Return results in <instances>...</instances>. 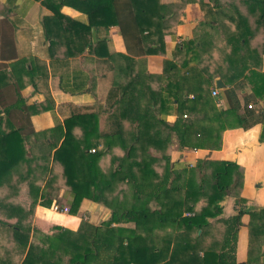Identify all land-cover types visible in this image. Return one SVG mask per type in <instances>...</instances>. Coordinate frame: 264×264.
<instances>
[{
  "label": "trees",
  "instance_id": "obj_1",
  "mask_svg": "<svg viewBox=\"0 0 264 264\" xmlns=\"http://www.w3.org/2000/svg\"><path fill=\"white\" fill-rule=\"evenodd\" d=\"M231 2L229 7L212 9L204 1L197 33L177 46L182 58L163 60L161 72L155 73L145 68L130 70V62L163 52L164 28L178 21L175 4L159 0L44 1L55 14L60 15L63 4L86 13V46L99 57H110L107 37L93 41L91 27L97 31L119 26L126 53L121 55L124 73L119 74L124 84L118 85L117 92L137 87L136 145L127 151L122 143L118 121L125 114V105L118 102L116 88L110 90L116 97L113 102L82 105L61 123L35 131L30 115L46 106L28 104L15 87L14 99L1 102L3 116L13 123L6 129L0 122V228L24 251L21 264H36L38 247L29 242L41 234L29 222L34 206L49 207L57 200L59 189L70 193L67 211L71 214L78 212L86 198L110 208L101 225L134 222V226L117 225L114 235L84 220L75 231L56 226L45 239L48 254L43 248L37 250L48 256L47 264H242L235 257L242 200H236L235 213L218 217L222 211L218 200L226 190L218 180L220 171L214 172L213 192L169 185L173 148L218 149L224 129L247 126L256 119L264 126V108L242 111L238 97L249 82L253 94L264 103V72L256 69L261 57L248 47L242 23V16L263 19L264 0ZM218 42L223 47L215 58ZM191 61L195 65H189ZM215 76L228 85L223 90V107L210 95ZM190 90L192 99L187 97ZM142 96L146 100L143 106ZM172 109L174 121L161 118ZM105 111L107 115H102ZM99 116L107 122L104 117L99 122ZM129 157L135 160L128 162ZM131 167H136L133 174ZM255 215V226L249 223L247 261L264 264L258 262L262 243L254 253L264 235V208L250 211L251 219ZM10 217L15 220H4Z\"/></svg>",
  "mask_w": 264,
  "mask_h": 264
},
{
  "label": "crops",
  "instance_id": "obj_2",
  "mask_svg": "<svg viewBox=\"0 0 264 264\" xmlns=\"http://www.w3.org/2000/svg\"><path fill=\"white\" fill-rule=\"evenodd\" d=\"M45 0H0V122L2 127L8 129L11 119H5L2 113L1 102L14 99L15 87L28 104L41 103L46 109L32 113L30 119L33 130L48 129L56 122V108L62 105L72 106L70 112L79 109L82 105H105L113 102L116 88L117 100L125 105V114L119 118L118 129L122 143L127 149L135 148L133 136L137 129V107L139 103L136 86L122 90L119 93L118 85L122 87L124 62L121 55L126 53L125 46L117 24L110 25L107 30L100 27L94 29L95 37H107L106 49L110 57H99L89 51L86 46V32L84 26L88 23L86 13L70 4H63L60 15L44 4ZM210 8L229 7L231 0H159V3L175 4L177 22H172L164 28L163 52L147 54L143 58L130 62V70L140 71L143 68L150 72L160 73L163 60L177 61L182 58L180 51L176 50L186 39L192 38L197 33V23L203 18V2ZM52 4L59 0H50ZM73 22V23H72ZM77 23V24H76ZM243 28L248 41V47L255 50L261 57V64L257 70L264 72V16L262 20H252L242 16ZM223 42H218V48L213 51L215 58H219ZM70 52V53H69ZM72 52V53H71ZM180 57V58H179ZM189 65H195L191 61ZM201 65H209L201 63ZM125 72L129 73L128 70ZM118 75V76H117ZM215 76V81L218 79ZM221 79V78H219ZM222 80V79H221ZM209 87L210 95L219 107L225 106L223 90L227 84L223 81V87L215 85ZM217 89L218 95L213 96L212 90ZM110 94V95H109ZM186 95L185 93H183ZM192 99L193 92L187 95ZM238 97L241 110L248 109V105L255 111L264 108L262 99L253 94L252 86L246 82L239 90ZM48 102H44L47 101ZM95 100H100L94 102ZM145 97H141L140 105L143 106ZM116 105L113 104V107ZM113 107L109 114L113 113ZM69 112V113H70ZM102 113V112H101ZM102 115H107V111ZM161 118L168 122L175 119L173 109L161 114ZM14 120V119H12ZM15 121V120H14ZM102 128V126H101ZM264 126L256 119L247 126L228 127L222 131L221 145L218 149L203 147L173 148L169 185L179 190L187 188H202L206 192H213L215 171L218 169L220 179L226 185L224 194L218 200L222 211L218 217L232 215L236 211V200L240 208L241 225L237 232L235 257L242 264H256L248 262L249 256V223L254 226L258 221V215L252 219L250 211L264 208ZM134 132V133H133ZM131 133L133 135L131 136ZM263 138H262V137ZM128 158V162L133 161ZM223 163H231L224 166ZM136 167H131L132 174ZM21 195V194H19ZM59 199H61L59 201ZM70 199L69 191L59 189L57 200H53L49 207L36 204L33 214L29 217L32 228H36L40 235L29 238L36 248V264H47V236H51L54 227H62L68 230H78L81 222L98 226L99 231L106 234H115L117 225L132 228L134 222L112 223L109 226L101 225L110 215V208L92 200L84 198L76 214L68 211H58L54 205L67 206ZM59 201V202H58ZM13 202H16L13 199ZM56 213L63 214L59 217ZM13 222L15 218H6ZM43 235L45 237L41 238ZM264 239V235H263ZM257 241L254 253L260 243L259 263H264V240ZM45 240V241H44ZM39 248H43L42 255ZM63 256V255H62ZM24 251L13 240L8 239L6 232L0 228V264H21ZM52 256L50 257V260Z\"/></svg>",
  "mask_w": 264,
  "mask_h": 264
},
{
  "label": "rangeland",
  "instance_id": "obj_3",
  "mask_svg": "<svg viewBox=\"0 0 264 264\" xmlns=\"http://www.w3.org/2000/svg\"><path fill=\"white\" fill-rule=\"evenodd\" d=\"M98 101H100V100H95L94 102L96 103V102H98ZM95 105V104H94ZM68 108H65V107H63L62 105H58V107L56 108V113L57 114H54L55 115V119H56V122H62V120L65 118V117H67L68 116V114H69V112H70V109L72 108V106H69V105H66ZM104 117V116H103ZM102 116L100 117L99 116V122H102V118H103ZM104 119H106V117H104ZM106 122H107V119H106ZM100 125V124H99ZM77 134V133H76ZM95 148H97V147H95ZM61 199H59V201H60ZM58 201V202H59ZM57 206L58 207H60L58 204H57ZM64 207H66L67 208V206H64ZM69 214H71V213H69ZM56 215L57 216H59V217H63L64 215L63 214H60V213H56Z\"/></svg>",
  "mask_w": 264,
  "mask_h": 264
},
{
  "label": "built area",
  "instance_id": "obj_4",
  "mask_svg": "<svg viewBox=\"0 0 264 264\" xmlns=\"http://www.w3.org/2000/svg\"><path fill=\"white\" fill-rule=\"evenodd\" d=\"M212 95L213 96H217L218 95V91H217V89H213L212 90ZM248 107H251V105H248ZM91 151H94L95 149L94 148H92V149H90ZM54 207V209H57L58 211H67L68 210V208H66V207H64V206H60V207H58L57 205H54L53 206Z\"/></svg>",
  "mask_w": 264,
  "mask_h": 264
},
{
  "label": "water",
  "instance_id": "obj_5",
  "mask_svg": "<svg viewBox=\"0 0 264 264\" xmlns=\"http://www.w3.org/2000/svg\"><path fill=\"white\" fill-rule=\"evenodd\" d=\"M92 36H93V38L95 37L94 29H92ZM215 85L220 88V87L224 86V83H223V81L221 79L218 78L215 81Z\"/></svg>",
  "mask_w": 264,
  "mask_h": 264
}]
</instances>
